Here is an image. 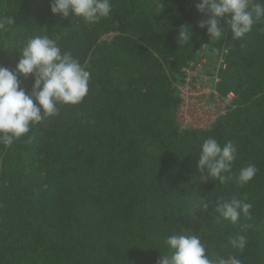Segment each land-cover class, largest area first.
Segmentation results:
<instances>
[{
  "label": "trees",
  "instance_id": "trees-1",
  "mask_svg": "<svg viewBox=\"0 0 264 264\" xmlns=\"http://www.w3.org/2000/svg\"><path fill=\"white\" fill-rule=\"evenodd\" d=\"M111 2L109 17L88 24L53 15L49 0H0L13 20L0 66L15 69L26 42L48 34L91 74L81 103L0 146V264H157L173 233L199 235L209 256L264 264V22L241 39L225 24L212 41L196 0ZM182 25L189 44L175 39ZM204 47L223 60L216 91L233 97L207 127L181 128L179 85ZM19 80L30 92L32 77ZM209 136L237 149L225 184L201 181L196 167ZM248 164L258 172L241 186ZM233 197L252 204L251 220L219 217L216 202ZM240 232L242 252L230 244Z\"/></svg>",
  "mask_w": 264,
  "mask_h": 264
},
{
  "label": "clouds",
  "instance_id": "clouds-1",
  "mask_svg": "<svg viewBox=\"0 0 264 264\" xmlns=\"http://www.w3.org/2000/svg\"><path fill=\"white\" fill-rule=\"evenodd\" d=\"M195 8L205 17L197 25L206 29L209 40L222 39L227 24L233 39H241L257 23L264 22V0H196ZM111 0H49L50 12L61 17L82 18L85 23H99L110 16ZM223 20L221 25L220 21ZM13 25L11 17L0 16V33ZM192 37L190 26L177 29V43H188ZM227 52V49H225ZM32 77L31 91L26 93L19 77ZM90 72L74 58L62 51L50 35L30 38L18 53L15 69L0 66V146L11 148L13 142L28 134L32 128L49 117L59 114L58 105H77L89 91ZM33 137H29V140ZM237 149L231 141L221 144L209 136L201 144L196 167L209 178L225 184L233 178L232 168ZM258 172L254 164L242 167L236 174L241 186L253 180ZM208 205L204 204L203 208ZM252 204L233 197L219 200L215 211L219 217L237 224L241 217L252 219ZM246 227V226H245ZM189 232V231H187ZM248 237L237 233L230 241L233 248L243 251ZM168 254H161L157 264H243L236 256H209L205 243L197 234L173 233L165 239Z\"/></svg>",
  "mask_w": 264,
  "mask_h": 264
},
{
  "label": "rangeland",
  "instance_id": "rangeland-1",
  "mask_svg": "<svg viewBox=\"0 0 264 264\" xmlns=\"http://www.w3.org/2000/svg\"><path fill=\"white\" fill-rule=\"evenodd\" d=\"M222 61L204 47L189 64L185 79L179 85L182 101L176 117L181 128L207 127L230 107L231 100L216 91V75Z\"/></svg>",
  "mask_w": 264,
  "mask_h": 264
},
{
  "label": "built area",
  "instance_id": "built-area-1",
  "mask_svg": "<svg viewBox=\"0 0 264 264\" xmlns=\"http://www.w3.org/2000/svg\"><path fill=\"white\" fill-rule=\"evenodd\" d=\"M217 76V75H216ZM181 96V95H180ZM226 97L229 99L228 101H230L233 97V94L232 93H229L228 95H226Z\"/></svg>",
  "mask_w": 264,
  "mask_h": 264
}]
</instances>
